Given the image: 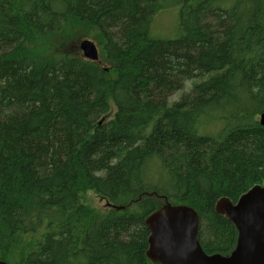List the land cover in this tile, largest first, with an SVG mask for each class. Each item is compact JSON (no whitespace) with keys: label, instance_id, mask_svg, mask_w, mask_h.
Returning <instances> with one entry per match:
<instances>
[{"label":"trees","instance_id":"1","mask_svg":"<svg viewBox=\"0 0 264 264\" xmlns=\"http://www.w3.org/2000/svg\"><path fill=\"white\" fill-rule=\"evenodd\" d=\"M69 25L107 69L37 51ZM263 111L264 0H0V260L157 264L144 220L166 203L228 254L214 205L264 180Z\"/></svg>","mask_w":264,"mask_h":264},{"label":"water","instance_id":"2","mask_svg":"<svg viewBox=\"0 0 264 264\" xmlns=\"http://www.w3.org/2000/svg\"><path fill=\"white\" fill-rule=\"evenodd\" d=\"M84 59H99L97 46L83 40ZM258 122L264 127V111ZM215 212L236 231L234 248L226 255L207 254L198 241V215L186 205L164 204L144 220L148 231L146 258L157 264H264V180L242 193L235 202L221 198ZM0 264H7L0 260Z\"/></svg>","mask_w":264,"mask_h":264},{"label":"rangeland","instance_id":"3","mask_svg":"<svg viewBox=\"0 0 264 264\" xmlns=\"http://www.w3.org/2000/svg\"><path fill=\"white\" fill-rule=\"evenodd\" d=\"M94 34H95L94 30L89 29L87 27L81 25H72V26L69 25L68 27H66L65 31H62L61 33L53 36L52 38H48L46 44L45 43L42 45L40 44L37 47V51L40 52L47 50L49 52L51 51V48H65L67 50L78 49L80 51L79 44L83 40H89L93 42L98 48L99 44L98 41L95 39ZM99 62L100 65L105 69L109 67V64L100 58V54H99ZM172 98H176V96ZM83 198L86 205H90L91 207H94L98 210H105L106 208H110L109 205L104 203L102 200L96 198L90 192L84 194Z\"/></svg>","mask_w":264,"mask_h":264},{"label":"flooded vegetation","instance_id":"4","mask_svg":"<svg viewBox=\"0 0 264 264\" xmlns=\"http://www.w3.org/2000/svg\"><path fill=\"white\" fill-rule=\"evenodd\" d=\"M254 186V185H253Z\"/></svg>","mask_w":264,"mask_h":264}]
</instances>
